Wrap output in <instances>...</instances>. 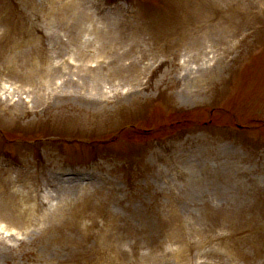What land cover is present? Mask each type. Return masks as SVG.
I'll list each match as a JSON object with an SVG mask.
<instances>
[{
  "label": "rangeland",
  "instance_id": "374dc122",
  "mask_svg": "<svg viewBox=\"0 0 264 264\" xmlns=\"http://www.w3.org/2000/svg\"><path fill=\"white\" fill-rule=\"evenodd\" d=\"M0 190V264H264V0H0Z\"/></svg>",
  "mask_w": 264,
  "mask_h": 264
},
{
  "label": "bare ground",
  "instance_id": "6f19581e",
  "mask_svg": "<svg viewBox=\"0 0 264 264\" xmlns=\"http://www.w3.org/2000/svg\"><path fill=\"white\" fill-rule=\"evenodd\" d=\"M123 24V22H121V25ZM169 24H167L166 25V27H169L168 26ZM14 29V28H13ZM14 31H15V29H14ZM167 31V30H166ZM171 33H169V34H167V35H170ZM35 43V42H34ZM133 48V47H132ZM2 191L0 190V195H2V193H1ZM23 193V192H22ZM21 192H16V191H14V192H12L11 194L13 195V197L16 199V200H19V202H21L20 201V199H24L26 202H34V198H35V194H36V191H34L33 190V188H30L29 189V191H27L26 192V194H22ZM9 219V218H8ZM10 219H13V218H10ZM8 224H10V225H12V226H14V227H16L15 226V222H7ZM6 228V230H5V232H0V235H2L0 238H1V240L2 241H4V240H6V239H8V238H10V237H12V238H17L18 237V235L16 234V233H14V232H12V231H10V228H8V227H5ZM21 229L23 230V232L26 234V232L24 231V227L22 226L21 227ZM26 230V229H25ZM260 231V229H257V228H254V229H249L247 232L250 234V237H252V236H254L255 235V239L257 238V236H258V232ZM193 232H198L197 230H193ZM210 242H212L211 240H210ZM245 247H250V248H256V246H253V245H245ZM257 259V258H256ZM255 259V260H256ZM195 264V263H194ZM199 264H201V263H199Z\"/></svg>",
  "mask_w": 264,
  "mask_h": 264
}]
</instances>
